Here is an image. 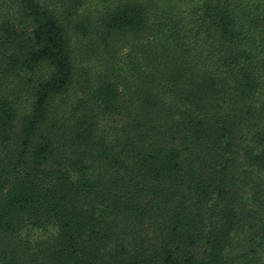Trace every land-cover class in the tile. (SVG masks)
Listing matches in <instances>:
<instances>
[{
	"label": "trees",
	"instance_id": "trees-1",
	"mask_svg": "<svg viewBox=\"0 0 264 264\" xmlns=\"http://www.w3.org/2000/svg\"><path fill=\"white\" fill-rule=\"evenodd\" d=\"M94 2L0 0V264H264V0Z\"/></svg>",
	"mask_w": 264,
	"mask_h": 264
},
{
	"label": "rangeland",
	"instance_id": "rangeland-1",
	"mask_svg": "<svg viewBox=\"0 0 264 264\" xmlns=\"http://www.w3.org/2000/svg\"><path fill=\"white\" fill-rule=\"evenodd\" d=\"M85 7H87L88 12L94 16L96 15V13L93 11L94 7H97V4L94 2V0H87V3L85 5ZM86 17V16H85ZM72 41V46H73V59H74V63L76 64L77 68L81 66V64H88L89 68H92L95 65V60H86V58H84L83 62L81 61V55L80 53L77 52L78 47L80 46L79 43L81 44V54L83 55H90L92 52V49H94V44L87 42L86 46V50H85V46L83 45L84 41H80L78 39H76L75 37L71 39ZM38 238H40V236H38Z\"/></svg>",
	"mask_w": 264,
	"mask_h": 264
}]
</instances>
